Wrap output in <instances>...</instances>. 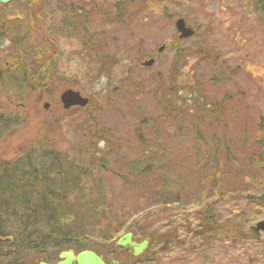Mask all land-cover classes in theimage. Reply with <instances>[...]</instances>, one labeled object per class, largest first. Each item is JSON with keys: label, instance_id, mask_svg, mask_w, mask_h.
I'll return each instance as SVG.
<instances>
[{"label": "rangeland", "instance_id": "rangeland-1", "mask_svg": "<svg viewBox=\"0 0 264 264\" xmlns=\"http://www.w3.org/2000/svg\"><path fill=\"white\" fill-rule=\"evenodd\" d=\"M11 1L9 10L19 9L21 17L11 24L14 38H0V59L16 56L15 47L23 45L39 52L48 38L57 37L60 74L53 66L50 85L19 101L0 89L1 105L24 116L22 123L2 131L0 159H25L42 139L80 165L88 164V154L95 151L92 161L103 165L94 174L101 179L98 189L93 185L101 196L96 204L152 213L160 232L176 225L174 216L191 220L200 209L193 206L177 215L178 206H153L163 189L177 195L180 206L213 180L233 186L243 182L236 169L246 164L248 152L260 148V138L255 140L261 134L264 139V17L252 11L250 0H39L43 10L32 9L33 16L20 8L23 0ZM177 17L194 29L191 37L178 39ZM150 56L155 59L151 67L139 65ZM64 88L91 97V107L61 108L58 94ZM220 101L225 108L213 111L212 124H197L204 113L201 103ZM248 176L245 183L258 181ZM239 206L244 207L243 200L232 208ZM174 234L179 240L189 235L184 241L194 245L172 242L171 249L164 248L165 264H264V248H255L252 240L206 250L180 224ZM254 236L264 243V231ZM95 248L100 255L109 250L104 244ZM121 251L116 256L124 260ZM35 257L29 254L23 261Z\"/></svg>", "mask_w": 264, "mask_h": 264}, {"label": "trees", "instance_id": "trees-1", "mask_svg": "<svg viewBox=\"0 0 264 264\" xmlns=\"http://www.w3.org/2000/svg\"><path fill=\"white\" fill-rule=\"evenodd\" d=\"M20 3L21 7L28 8L26 10L30 16L35 15L32 9L38 12L43 10L42 7H35L36 3L37 6L40 3L39 0H24ZM11 5L12 2L0 8V38L4 35L14 38L13 35L17 33L11 24L16 23L19 18L9 17L13 11L9 10ZM250 7L264 17V0H250ZM47 41L49 43L43 45L39 52H34L32 47L28 50L29 45H23L21 48L15 47L16 56L9 55L0 59V89L12 101H19L21 96L34 90L46 89L52 82L53 66L56 74H60L56 67L58 49L54 46L55 37L48 38ZM14 43L19 45L18 42ZM82 46L84 49L83 41ZM1 104L0 101V135L2 131L7 132L24 121L23 114L17 115L8 110L5 104ZM91 105L92 98L88 106L81 110H87ZM201 105L204 113L199 118L196 117L197 124L211 122L213 114L215 117L213 111L225 108L224 101L215 106L208 103ZM206 118H210V121ZM262 127L263 123L260 128ZM259 138L260 148L248 152L246 164L236 169L237 180H243L242 183L235 186L229 185L230 183L222 185V182L213 180L208 187L200 185L196 188L198 190L193 191L197 197L191 203L180 206L175 203L179 202L178 196L163 189L158 195L161 200L154 199L153 206H178L174 208L177 215L193 206L196 208L200 205V209L195 210L192 214L194 219L191 220L174 216L176 225L161 232L155 226V215L152 213L142 214L139 210L131 211L127 207L111 209L96 204L101 196L95 188L98 189L96 184L101 179L94 177V174L103 165L92 161L95 151L88 154V164L83 161L80 165L74 160L70 161L54 145H47V140H39L25 159H0V264H24L23 259L29 254L53 262L60 250L72 248L75 251H97L95 246L98 244L108 245L107 255L116 258L117 264H165L167 257L163 252L166 246H157L161 241H165L170 249L173 247L170 245L172 242H177V245H194L184 241L189 235L181 236L182 240H179L180 235L174 234L179 230V224L184 228V233L192 234V239L197 237L199 245L206 250L219 245L232 248L239 239L252 240V246L260 250L264 248V243L255 238L251 229L254 219L264 218V179L255 178L264 176L262 134L255 140L258 143ZM253 165L256 166V171L254 168L250 169ZM249 173L258 181L245 183L251 178ZM238 185L241 186L237 187ZM240 200L244 201V207L232 208ZM192 203L195 204L191 206ZM164 226L168 225L164 224L162 228ZM126 231H131L136 240L147 237L155 238L156 242H150L144 254L133 257L113 246L118 236ZM120 250L121 255L127 257L124 260L116 256V252ZM257 254L259 259L264 255L260 251ZM107 255H102L106 264H113L106 259Z\"/></svg>", "mask_w": 264, "mask_h": 264}, {"label": "water", "instance_id": "water-1", "mask_svg": "<svg viewBox=\"0 0 264 264\" xmlns=\"http://www.w3.org/2000/svg\"><path fill=\"white\" fill-rule=\"evenodd\" d=\"M9 0H0V3H7ZM175 28L179 33V38H186L192 35V29L186 27L184 21L179 18L175 21ZM163 47H160V50ZM153 63V59H147L142 62L143 66H151ZM59 100L64 109H67L71 106H80L83 107L87 104V98L83 97L78 91L72 89H65L59 94ZM44 108H48V103L43 104ZM255 231L264 229V220L259 221L252 227ZM132 234L130 232H126L122 234L115 241L116 246H121L125 251L131 253L132 255H140L144 252L147 247L148 240L144 239L141 242H136L131 240ZM59 260L54 263H47L44 261H39L37 264H105L101 256L95 253L92 250L84 249L77 253L72 250L61 251L58 254ZM115 262V261H113Z\"/></svg>", "mask_w": 264, "mask_h": 264}, {"label": "flooded vegetation", "instance_id": "flooded-vegetation-1", "mask_svg": "<svg viewBox=\"0 0 264 264\" xmlns=\"http://www.w3.org/2000/svg\"><path fill=\"white\" fill-rule=\"evenodd\" d=\"M40 2V1H39ZM36 5H37V3H36ZM37 7H42L43 8V6H42V2H40L39 4H38V6ZM68 13H69V16L71 17V16H73V13H72V10H69L68 11ZM82 16H84V15H82ZM81 16V17H82ZM85 20V18L84 19H82L81 21H84ZM74 22H76V21H74V19H72V24H71V26H70V28L71 29H75V23ZM55 39H57V37H55ZM165 47V45L164 44H162L161 46H159L158 48H157V53H160L161 51H162V49L160 50V47ZM83 47V46H82ZM149 58H153L154 59V57L153 56H150ZM148 58V59H149ZM146 59H144L143 61H141V63L142 62H144ZM154 62H155V59L153 60V64H154ZM141 63L139 64V65H141ZM58 99H59V97H58ZM58 102H59V100H58ZM60 104V103H59ZM133 240H134V237H133V235H132V237H131ZM40 259H38V258H33V260L30 262V261H28L26 264H36L38 261H39Z\"/></svg>", "mask_w": 264, "mask_h": 264}]
</instances>
